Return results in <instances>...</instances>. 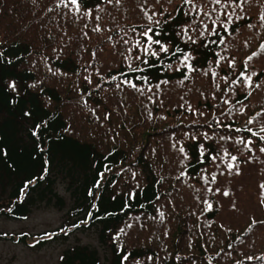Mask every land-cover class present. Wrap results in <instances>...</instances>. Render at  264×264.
<instances>
[{
  "label": "trees",
  "instance_id": "obj_1",
  "mask_svg": "<svg viewBox=\"0 0 264 264\" xmlns=\"http://www.w3.org/2000/svg\"><path fill=\"white\" fill-rule=\"evenodd\" d=\"M195 2L204 11L217 7ZM145 11L156 13L154 38L170 48L159 58L135 47L137 39L146 43L139 36L150 23ZM235 12L243 19L234 17L225 31L220 15L219 35H210L211 20L186 14L183 0H83L81 12L60 0H0V216L25 220L34 208L68 205L56 229L0 237L34 248L94 228L110 252L103 263L96 248L76 243L60 264H122L126 254L123 264H264V0H246ZM177 48L191 53L195 71L179 67ZM242 71L255 73L251 87L232 83ZM240 139H251L252 150ZM225 152L238 157V173ZM46 162L48 174L22 195ZM121 227L126 235L113 242Z\"/></svg>",
  "mask_w": 264,
  "mask_h": 264
},
{
  "label": "snow or ice",
  "instance_id": "obj_2",
  "mask_svg": "<svg viewBox=\"0 0 264 264\" xmlns=\"http://www.w3.org/2000/svg\"><path fill=\"white\" fill-rule=\"evenodd\" d=\"M113 0H108V3H112ZM115 2L117 4L120 3V0H115ZM184 4L188 6V13L186 14H195L197 17L203 15V17L207 18L208 20H211L212 24H213V28H212V31L211 33H209L210 35H219V33L217 32L216 30V22L217 20L220 19V15H225L227 16V21L228 23H224L223 21L221 22L222 23V26L224 27V30L225 31H228V24L231 23L233 21V18L235 17V19H243L242 16H238L236 15V12H235V9L236 8H240L242 6L243 3L246 2V0H239V2H237V0H211V4L214 5V6H217V7H213L210 11H204L203 10V7L199 4H197L195 2V0H183ZM60 3L64 4L65 7H68V5H72L74 6L75 8V11L77 12H81L82 11V6H83V0H60ZM231 7L232 8V11L231 12H228L227 9ZM213 13H217V15L215 16V18H213ZM91 10H88L87 12H84L83 15H86V16H91ZM145 15L148 19V21L150 22L149 25L141 32L139 33V36L143 37L144 41H146V43L142 42L140 39H137L136 41V44H135V47L139 48L140 50L143 51V53L146 55V56H152V57H157L159 58L160 56V53H164V54H168L170 52V48L168 47L167 44L163 43L160 39H155L154 36H159L160 33L155 31L152 24L154 23L156 26H159L161 21L160 20H154V17L156 16V13L153 12L151 15H148L147 11H145ZM96 20H99L100 17L99 16H96L95 17ZM260 20L262 22H264V13H262L260 15ZM167 21H165L166 23ZM200 23L203 25V28H204V31H201L199 33L200 37H205V32L207 31L208 29V25L207 23L204 22V20H200ZM249 27H252V25H249ZM94 31H99L100 28L99 26H97L96 28L93 29ZM133 31H135V28H133ZM190 29L189 27H184L181 29V33L183 35H185L187 37V41L192 43V44H196L197 43V39H194L191 35H188ZM191 31H196V29H191ZM181 33H178V34H181ZM124 43L125 44H128L129 41L128 40H124ZM210 43H216L215 40L213 41H210ZM219 43L220 44H224L225 41L224 39L221 37L220 40H219ZM158 46L159 48V51H156L154 50L153 46ZM261 48L264 49V45H261ZM129 51L131 52V48L129 49ZM176 52H180L182 54V59L180 60V63H179V67H184V68H187L189 71H195L196 69L193 68L192 64L190 63V61H192L194 59V57L191 55V53H186L184 52L183 49H180V48H177L176 49ZM176 52H173L172 55L175 56L176 55ZM257 53H252L251 56L247 57V60L248 61H251L252 58L254 56H256ZM0 56H2V53H0ZM135 60H141V57L140 56H135L134 57ZM225 59V57L221 56L220 57V60H223ZM220 60H217V64H219ZM142 63H148V61H141ZM235 63V61H231L229 62V66L231 67L233 64ZM149 66L151 67L152 65L149 64ZM169 69H171V65H168L167 66ZM179 67L177 68V71H179ZM245 68H247V61L245 62ZM138 70V69H136ZM213 75H215V73H213ZM253 75H255V73H252V74H246V72H241L239 77L236 79V80H233L232 83L233 84H236V83H239L240 80L242 79L245 86L247 87H251L252 86V77ZM187 75L184 77V79H187ZM113 79H115V77H113ZM137 79H141V80H147V77H144V76H141V77H137ZM122 83L124 84H127L129 85L130 87L132 88H137V85L135 83H133L131 80H128V79H125L122 81ZM162 83H167V81H162ZM159 84H157L155 87L156 88H159ZM10 87H12L13 89H15L16 85H15V82H12L10 84ZM117 87L119 88L120 85L117 84ZM255 87L259 88L260 85L259 84H256ZM137 90H140V89H137ZM149 91H151V88H149ZM151 98V97H149ZM227 103V101H226ZM25 115H29V113H25ZM151 116V114H149ZM249 124L252 123L251 120L248 121ZM239 131V130H238ZM248 132H253V129L252 128H248L247 129ZM260 132L264 133V127L260 128L259 129ZM254 135L256 133H253ZM208 139H210V137H206ZM230 138V137H229ZM220 139H225V137H220ZM260 140L264 141V135H261L259 137ZM237 143H241L244 145V147L246 149H248L249 151H251V145L253 143V141L251 139H248V140H244V139H240L237 141ZM201 149H203V145L200 146ZM0 151H3V150H0ZM180 152L184 153L185 152V149L183 147H181L179 149ZM260 151L261 152H264V147H261L260 148ZM6 154V152H5ZM203 154V153H201ZM230 154L225 152V156H229ZM185 158H187V156L185 155ZM212 159H216V157H212ZM238 161V157L235 156V155H230V162L228 164V168L229 170L231 171L233 168L236 169L237 173L239 172V164L238 163H235ZM49 172V169L47 167V162H46V166L43 170V174L38 177V178H34L33 181H25V184H24V187L21 189V194L22 195H25L27 194V189L29 188V186L34 183L36 181V179H39V180H43L45 178V176L48 174ZM184 173H181V175H183ZM133 175V178L135 177V173H132ZM100 177L101 179L100 180H97L96 181V185L95 187L99 188L101 186V181L104 177V173H100ZM216 180V177L213 175L212 176V181L215 182ZM260 188H261V193H262V196H264V183H262L260 185ZM217 191H219V189H217ZM93 192L92 190L90 189L89 190V196H93ZM132 195L134 194H129V198L132 197ZM224 195H228L227 192H224ZM262 204H264V199H262L261 201ZM125 206H128L127 204ZM97 206L95 204L92 205V208H96ZM212 208V205L209 204L208 205V209H211ZM87 218L88 219H91L93 218V213L91 211H89L87 214ZM164 216V213H160V217L163 218ZM95 219H101V217H95ZM138 219V218H137ZM88 220L86 219L85 221H81L80 223H87ZM255 223V221H254ZM74 227H79V223L74 225ZM127 228H131L132 225L131 224H128L126 226ZM111 231V230H109ZM121 235H126V229L124 227H121L117 233L111 237V239L113 240V242H116L119 237ZM149 260L152 259V257H148ZM249 260L253 259V257H248ZM129 260V254H126L122 257V264L124 261H128ZM136 264H141L140 261H136Z\"/></svg>",
  "mask_w": 264,
  "mask_h": 264
},
{
  "label": "rangeland",
  "instance_id": "obj_3",
  "mask_svg": "<svg viewBox=\"0 0 264 264\" xmlns=\"http://www.w3.org/2000/svg\"><path fill=\"white\" fill-rule=\"evenodd\" d=\"M230 158V157H229ZM222 176L232 173L223 169L219 170ZM58 193L69 201V195L62 184H57ZM69 204V202H68ZM68 205L64 209L40 206L34 208L27 219L12 220L0 216L1 234H38L51 231L60 226L66 217ZM83 244L97 249L101 262L107 263L110 252L98 240L97 230L87 229L74 231L65 241H51L43 247L31 248L27 245L16 243L8 237H0V264H60L62 252L73 244Z\"/></svg>",
  "mask_w": 264,
  "mask_h": 264
}]
</instances>
